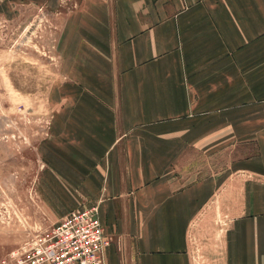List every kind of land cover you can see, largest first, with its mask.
I'll list each match as a JSON object with an SVG mask.
<instances>
[{
	"label": "crops",
	"instance_id": "obj_1",
	"mask_svg": "<svg viewBox=\"0 0 264 264\" xmlns=\"http://www.w3.org/2000/svg\"><path fill=\"white\" fill-rule=\"evenodd\" d=\"M71 10L48 154L65 210L98 206L113 238L107 264H195L217 239L203 220L234 202L217 231L223 264H264V99L249 98L264 76V0H79ZM233 123L255 156L217 168L216 140L231 139Z\"/></svg>",
	"mask_w": 264,
	"mask_h": 264
},
{
	"label": "rangeland",
	"instance_id": "obj_2",
	"mask_svg": "<svg viewBox=\"0 0 264 264\" xmlns=\"http://www.w3.org/2000/svg\"><path fill=\"white\" fill-rule=\"evenodd\" d=\"M78 1L51 0V8L15 10V3L7 0L8 16L0 18V264H13L16 252L71 211L65 210L63 179L49 170L48 154L62 94L55 88L63 82L64 16L73 13ZM250 89L249 98L264 99V76ZM237 131L233 123L231 139L217 138V168L255 156L254 139L238 138ZM209 157L200 156V162ZM205 173L198 171L190 179ZM223 207L217 204L202 226L216 234L224 230L234 209L224 213ZM216 234L210 254L193 252L195 264H223Z\"/></svg>",
	"mask_w": 264,
	"mask_h": 264
},
{
	"label": "built area",
	"instance_id": "obj_3",
	"mask_svg": "<svg viewBox=\"0 0 264 264\" xmlns=\"http://www.w3.org/2000/svg\"><path fill=\"white\" fill-rule=\"evenodd\" d=\"M112 242L97 205L77 208L16 252L13 264H107L106 249Z\"/></svg>",
	"mask_w": 264,
	"mask_h": 264
}]
</instances>
